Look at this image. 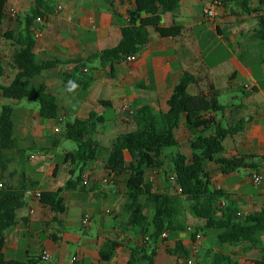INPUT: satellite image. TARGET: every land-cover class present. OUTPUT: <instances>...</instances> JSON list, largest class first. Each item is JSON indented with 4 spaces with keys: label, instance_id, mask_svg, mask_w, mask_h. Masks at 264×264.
<instances>
[{
    "label": "crops",
    "instance_id": "obj_1",
    "mask_svg": "<svg viewBox=\"0 0 264 264\" xmlns=\"http://www.w3.org/2000/svg\"><path fill=\"white\" fill-rule=\"evenodd\" d=\"M111 1L110 4L107 0H45L43 6L47 8V14L40 23L42 36L36 39V62L83 60L117 47L128 21V11L135 4ZM210 1L180 0V8L175 13L163 15L162 26H181L182 34L165 38L150 29V42L136 55L134 62L125 60L102 66L99 61H94L88 65L85 72L95 77L88 90L69 93L71 84L66 75L74 71L75 64H57L35 76L32 85L43 86L57 97L59 113L56 120L44 119L38 104L33 101H5L0 91V115L4 105L14 107L18 151L12 157L5 182L18 185L24 180L29 185L28 192L32 193L62 190L57 212L39 200L27 197L25 207L17 212L16 225L5 234L3 253L6 260L25 262L37 250V257L46 252L51 255L48 262L64 264L65 253L69 247H74L75 255L67 264H71L74 258L76 264H101L100 249L110 239L121 243L110 264H122L123 259L128 261L132 248L145 245L141 234L123 232V225L128 221L123 211L128 199L127 177L117 176L110 185H104L102 180L108 174L106 164L113 146L137 129L134 119L127 118L122 108L130 105L134 110L135 106L145 105L168 112V101L186 71L199 79L190 90L192 95L216 92L221 104L228 107L224 114H213L218 123L224 127L245 125L244 132L225 140L222 157L264 156V42L257 34L264 19V0H222L221 15L212 21L203 13ZM34 7L35 0H8L0 19V33L13 34L16 40L19 39L25 33L26 19ZM12 8L17 9V18L10 15ZM15 51L12 41L0 37L2 86H10L17 75L13 66ZM247 85L252 87L251 91L246 89ZM102 101L111 106H102ZM93 112L105 121L91 137L94 145L89 161L83 167L82 184L69 191L65 188L72 177L71 172H75V179L81 174L82 166L64 162L65 154L73 151L63 149L68 140L64 137L65 130L59 128L60 119H64L63 124L73 123L77 119H88ZM57 128L59 133H56ZM176 136L180 147L172 150L168 158L178 152L191 155L190 142L195 136L185 125H181ZM56 141L59 142L57 147L49 151ZM28 150L30 155H27ZM128 155L125 156L129 163L131 158L129 161ZM249 162L257 164V169L243 168L224 174L215 163L206 166L212 189L229 195L239 212L245 215L264 207V160ZM150 172L156 182L158 170ZM254 174L263 177L260 185L252 182ZM177 190L176 186L175 192ZM226 202L222 199V203ZM86 214L91 217V225L87 228L82 225ZM181 221L185 223V220ZM191 221L204 226L194 218ZM219 233L213 230L200 232L202 239L197 241L187 231L181 232L178 239L168 241L167 248L174 249L182 241L190 256L180 259L169 255L172 259H167L168 263L187 264L188 260L194 263L196 259L204 258L209 250L233 256L239 264H253L262 258L258 249L246 251L245 246L218 247L216 238ZM259 239L264 247V232L259 234ZM24 241L27 244L22 247ZM164 247L163 243L158 245L155 264H163ZM202 264L206 263L202 261Z\"/></svg>",
    "mask_w": 264,
    "mask_h": 264
},
{
    "label": "trees",
    "instance_id": "obj_2",
    "mask_svg": "<svg viewBox=\"0 0 264 264\" xmlns=\"http://www.w3.org/2000/svg\"><path fill=\"white\" fill-rule=\"evenodd\" d=\"M45 0H35V7L26 19L25 33L19 39L13 34L0 37L13 42L16 48L13 56V66L18 71L10 86L0 84L1 97L5 101L30 100L38 104L41 116L44 119H58L59 105L57 97L46 91L43 86H34L31 80L44 70L52 69L57 64H75L74 71L66 75L70 81L69 93L73 94L79 89L88 90L95 81L93 74L85 72L87 66L99 61L102 66L125 61L135 56L150 42V29H154L162 37H178L183 28L175 26L164 28L162 18L165 14H173L180 8V0H122L134 2L135 7L128 11V21L122 29V38L117 47L104 50L83 60H60L38 64L34 53L35 22L43 19L47 14L44 8ZM112 3L111 0H107ZM8 0H0V19L6 11ZM44 10V12H43ZM41 30V29H40ZM260 40L264 42V19L257 32ZM2 73V72H0ZM2 75L0 74V77ZM199 79L189 72H184L168 101L169 111L164 113L151 106H135L134 121L137 129L124 136L117 142L108 157L106 170L117 176L125 175L128 199L123 206L128 221L123 225V232L133 231L139 233L145 240V245L132 248L127 264H155L158 245L161 235L165 232L174 238L187 228L181 217L186 204L189 205L190 214L196 220L204 223L197 233L206 230L219 231L216 238L218 247L229 245L232 247L245 246V250L258 249L262 258L253 264H264V247L259 234L264 232V207L253 214H241L235 202L229 195L221 190L212 189L210 173L206 170L209 163H215L224 174H230L243 168L257 169V164L250 160H264V156H237L233 158L222 157L225 140L237 133L244 132V123L237 127H224L213 116L224 114L227 106L221 104L219 94L216 92L192 95L190 90L197 85ZM75 85V87H73ZM102 106L110 107L109 102H100ZM96 113H91L85 120L77 119L73 123L64 125L65 139L78 144V150L65 154L66 164L82 166L81 174L75 179V172L66 185V190H76L83 182V167L89 161L91 147L94 145L91 137L96 134L104 123ZM61 124V125H62ZM181 125L195 136L190 142L191 155L182 153H169L180 147L176 132ZM59 144L54 142L49 151H53ZM17 151V139L14 135V107L6 104L0 115V264H41L43 257H29L27 261L6 260L4 248L6 245V231L16 225L17 212L23 209L27 201L29 185L20 181L18 185L5 182V176L12 163V157ZM20 153V152H19ZM126 153L131 161L126 160ZM170 160L173 168L174 183L180 187L181 192H161L155 190L152 183L146 181L150 170L163 171ZM58 192H43L39 200L53 212H57ZM222 199L227 202L222 203ZM152 208V216L147 211ZM186 229V230H185ZM149 238V242L146 241ZM196 239V235H193ZM55 239V238H54ZM152 244L150 250L146 244ZM121 244L115 240H106L100 249V263L110 264L115 252ZM166 253L178 258L190 256L181 243L176 248H167ZM43 256V255H42ZM206 264H239L230 255L209 250L201 258Z\"/></svg>",
    "mask_w": 264,
    "mask_h": 264
},
{
    "label": "built area",
    "instance_id": "obj_3",
    "mask_svg": "<svg viewBox=\"0 0 264 264\" xmlns=\"http://www.w3.org/2000/svg\"><path fill=\"white\" fill-rule=\"evenodd\" d=\"M221 7H222V0H211L209 2V4L207 6L204 7V10H203V13L205 15V17L208 19V20H215L217 19L218 17H220L221 15ZM10 15L13 17V18H17L18 16V11L17 9L15 8H12L11 11H10ZM38 22L39 23H42V19H38ZM42 36V33H41V30H35V38L36 39H39L40 37ZM136 60V55L135 56H130L126 59V61L128 62H134ZM86 71V70H85ZM247 90L251 91L252 90V87L247 85L245 86ZM122 112L123 114L127 117V118H131L133 119L134 118V110L131 108L130 105H125L123 108H122ZM64 122V119H60V124ZM60 130L59 128L56 129V133H59ZM33 158V157H32ZM152 172V171H151ZM150 171L147 173L146 175V181L149 182V183H154L155 182V176L151 173ZM114 179H115V176L108 173L107 176L105 178H103L102 180V183L104 185H110V184H113L114 182ZM252 182L255 184V185H260L262 182H263V177L259 174H254L252 175ZM86 184V183H85ZM0 187H2V184H0ZM178 191L181 192V189L180 187H178ZM28 196H31L33 198H35L36 200H40L41 197H42V192L41 191H37V192H27V197ZM224 204V203H223ZM242 213H240L241 215ZM82 225L83 227L87 228L91 225V217L89 215H84L83 219H82ZM188 231H190L193 235L195 234L196 235V240L197 241H200L202 239V236L200 233H197L192 227H189L188 228ZM168 239V233L165 232L161 235V238H160V242H163V241H166ZM146 241L149 242V238H146ZM194 253L196 254L197 253V247L194 248ZM45 261H50L51 260V255L50 254H47L46 252L43 254L42 256ZM77 262V259L74 258L72 263L71 264H76ZM192 260H190L188 262V264H192Z\"/></svg>",
    "mask_w": 264,
    "mask_h": 264
},
{
    "label": "rangeland",
    "instance_id": "obj_4",
    "mask_svg": "<svg viewBox=\"0 0 264 264\" xmlns=\"http://www.w3.org/2000/svg\"><path fill=\"white\" fill-rule=\"evenodd\" d=\"M22 18L25 19V16L23 15ZM223 101H224V99H223ZM59 128L63 131L64 130V125H59ZM66 144L67 145L64 146L63 149H67V150H70V151H73V152L78 149L77 143H75L73 141H68V142H66ZM62 151L63 150H61V152H60V155L61 156H63L62 155ZM30 153H31V151L28 150L27 151V155H30ZM128 160L130 161V156L129 155H128ZM166 171H167L166 174L163 171H158V173L156 174V182L154 184H152V185H153V187H154L155 190H158V191H161V192L175 193V187H176V185H175L174 180H173L174 179V177H173V168H172V164H171L170 161L167 162ZM147 213L152 216L153 209L150 208V210H148ZM181 220H185V226H186V228L187 227L188 228L189 227H192L194 230H196L198 228H202L203 227V226H199L198 225L199 224L198 222L191 221V220H193V218H192V215L190 214L189 205H187V204L185 206V211H184V213H183V215L181 217ZM188 228H187V230L186 229L185 230L187 231V233L189 234V236H193V234L190 231H188ZM179 235L180 234H178L174 238H171L170 237L169 240L170 241H173L175 239H178L180 237ZM142 240L144 242V238ZM126 241L127 240H125L124 243H126ZM162 243L165 244V247H164L163 250L166 251L167 245H169L168 244V241H163ZM181 243H182V241H181ZM26 244H27V241L22 242V247L26 246ZM151 246H152V244H149V243L146 244V247L149 250H150ZM75 252H76V249L74 247H69V249L65 253L66 263H64V264H67V263H69L72 260L73 256L75 255ZM32 253H33V256H30V257H37V254H38V251L37 250H36V252H32ZM129 258H130V256H129ZM129 258H128V260H129ZM162 259H163L162 260V263L163 264H169L167 259H172V258H171V256L167 255L166 252H165V256H163ZM127 262L128 261H126V260L123 259L122 264H127ZM188 262H189V260H188ZM188 262H187V264H188ZM41 264H53V263L48 262V261H44ZM193 264H202V261L198 258V259H196V261H194Z\"/></svg>",
    "mask_w": 264,
    "mask_h": 264
},
{
    "label": "water",
    "instance_id": "obj_5",
    "mask_svg": "<svg viewBox=\"0 0 264 264\" xmlns=\"http://www.w3.org/2000/svg\"><path fill=\"white\" fill-rule=\"evenodd\" d=\"M40 23L39 22H35V28H33V29H40Z\"/></svg>",
    "mask_w": 264,
    "mask_h": 264
},
{
    "label": "clouds",
    "instance_id": "obj_6",
    "mask_svg": "<svg viewBox=\"0 0 264 264\" xmlns=\"http://www.w3.org/2000/svg\"><path fill=\"white\" fill-rule=\"evenodd\" d=\"M73 87H75V85H73Z\"/></svg>",
    "mask_w": 264,
    "mask_h": 264
}]
</instances>
